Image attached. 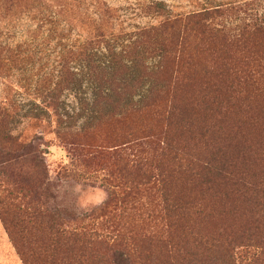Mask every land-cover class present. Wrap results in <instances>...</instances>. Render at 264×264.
I'll list each match as a JSON object with an SVG mask.
<instances>
[{"label": "trees", "instance_id": "obj_1", "mask_svg": "<svg viewBox=\"0 0 264 264\" xmlns=\"http://www.w3.org/2000/svg\"><path fill=\"white\" fill-rule=\"evenodd\" d=\"M222 7L169 13L154 2L148 13L162 18L158 25L123 34L118 10L104 0H0V23L26 16L35 25L29 38L0 50V75L12 77L28 50L57 41L53 68L32 72L28 91L56 118L58 137L78 132L64 127L61 95L88 81L89 98L78 97L79 116L87 119L79 131L133 113L163 126L120 152L127 166L149 168L140 185L153 181L156 195L147 205L127 206V194H108L120 206L88 215L100 220L95 229V222L74 227L31 198L28 185L44 173L42 161L19 173L26 185L18 181L14 189L25 204H12L8 190L0 197V217L25 264H264V53H253L256 64H242L233 52L239 36L248 43L264 26L236 34L218 21ZM45 25H55V33L43 32ZM9 116L0 105L4 185L14 177L6 171L13 151L7 149L39 139L27 130L13 135ZM40 121L31 120V128ZM158 135L151 152L125 153L151 146Z\"/></svg>", "mask_w": 264, "mask_h": 264}, {"label": "rangeland", "instance_id": "obj_2", "mask_svg": "<svg viewBox=\"0 0 264 264\" xmlns=\"http://www.w3.org/2000/svg\"><path fill=\"white\" fill-rule=\"evenodd\" d=\"M104 2L109 7L118 10L120 15L118 23L121 24L123 34L134 32L137 27H140L141 31L142 28L158 25L162 18L148 13L151 3L154 2H162L169 13H188L203 6L221 5L225 12L218 17V21L226 23L229 28L235 30L236 34H239L242 28L249 29L250 34H256L253 32V27L260 23L264 26V0H104ZM61 26L63 25L59 24L58 30ZM34 28L35 25L26 16L13 21L1 22L0 50L26 40ZM48 29L50 34L56 31L55 25H45L42 31L46 33ZM254 36L249 37L248 43L244 42V37L242 39L239 36L233 50L237 56L235 58L237 63L256 64L258 61L253 53L255 51L264 53V30L256 35L257 37L254 38ZM56 43L57 41L53 39L46 41L41 47L31 48L24 55L27 61L22 64V69L15 71L12 77L0 75V105H3L10 115L9 126L13 135L27 130V133L31 132L30 134L39 137L32 142V145L28 144L24 148L12 145L7 149L10 152L13 151L7 156L10 166L6 171L14 177L6 185L0 182V197L8 196L10 191L12 194L10 202L18 208L24 205V201H21L22 193L14 189L16 187L14 183L20 181L26 185L21 179H17V175L30 171L38 160L44 164L45 171L29 182L30 191L28 193L44 208L64 217L74 227L77 224L85 226L99 220L92 216L87 217L98 208L109 207L111 210L120 206V204L109 203L108 194H114L118 199L123 194H127V206L137 200L140 204L147 205L148 198L153 199L159 189L153 185V181L149 185H140L147 182L143 174L149 168L145 165L133 168L130 165L127 166L122 161L120 152L124 150L129 141H137L144 136L157 134L161 132L163 126L149 115L133 113L104 123L95 130L79 131L87 123V119L79 116L81 111L78 97L89 98L91 91L86 86L90 82L88 81L80 89L81 91H66L61 95L58 113L66 119L67 123L64 127L78 132L58 137L54 132L56 118L47 112L42 100L37 99L28 91L32 83L31 76L34 75L36 69L40 66L46 70L53 68ZM249 53L252 58H245L244 56ZM4 54L5 57L8 53L4 52ZM28 56H34V61ZM148 63L151 66L155 64L152 60ZM33 119L41 121L32 129L30 121ZM49 122L51 124H48ZM159 135L155 137V143L151 146L142 144L141 148L140 146L130 148L125 153L140 154V150L143 149L147 153L151 152L150 148H156L157 142L160 143ZM151 203L153 204L154 201L152 200ZM93 224L94 229L98 227L97 222ZM240 249L244 250L242 247ZM254 249L251 247L249 251L255 252ZM241 254L245 256L244 253ZM0 264H25L12 244L1 217Z\"/></svg>", "mask_w": 264, "mask_h": 264}]
</instances>
